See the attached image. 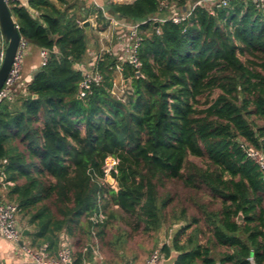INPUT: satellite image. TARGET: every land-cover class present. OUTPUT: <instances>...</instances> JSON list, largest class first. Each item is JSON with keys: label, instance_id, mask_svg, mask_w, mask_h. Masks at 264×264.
Returning a JSON list of instances; mask_svg holds the SVG:
<instances>
[{"label": "trees", "instance_id": "obj_1", "mask_svg": "<svg viewBox=\"0 0 264 264\" xmlns=\"http://www.w3.org/2000/svg\"><path fill=\"white\" fill-rule=\"evenodd\" d=\"M162 1L106 5L121 22L146 21L141 67L122 65L129 86L119 96L116 59L97 56L102 82L83 98L76 65L88 63V38L80 16L51 0L10 6L22 40L48 58L25 93L0 104L6 198L36 250L55 254L62 233L103 243L111 228L118 247L119 217L133 232L172 229L162 253L177 252L175 264H264V173L247 156L248 149L264 154V8L232 1L214 14L198 7L179 25L148 21ZM106 18L99 11L100 28ZM108 157L119 161L112 173L118 191L101 182ZM171 181L218 208L199 205L201 219L185 208L168 215L173 197L159 188ZM99 212L107 218L95 224L90 218ZM89 250L73 264H83Z\"/></svg>", "mask_w": 264, "mask_h": 264}, {"label": "crops", "instance_id": "obj_2", "mask_svg": "<svg viewBox=\"0 0 264 264\" xmlns=\"http://www.w3.org/2000/svg\"><path fill=\"white\" fill-rule=\"evenodd\" d=\"M29 0H19L17 3L19 6L28 8ZM135 0H65L64 3L58 0H51V2L61 10L67 8L70 16L77 14L80 16V20L83 22L89 21L91 28L97 30L98 14L99 11H103L106 20H109L110 24L106 28H100L97 30L96 39H90L88 41V54L86 56V62L91 63L93 59L101 57L103 54H112L116 57V63L121 67L124 64L126 57L122 55L121 46L123 45L122 40H125V32L123 28L113 24L110 20L115 19L108 16L105 12V7L108 3H133ZM32 16L36 18L38 15L34 11L30 10ZM81 23V24H82ZM88 37V36H87ZM6 44L0 33V56L2 51L5 50ZM111 55V56H112ZM89 65H87L88 67ZM41 68V54L40 50L29 45L28 53L25 58L22 79L15 88V97L18 94L25 93L27 85L32 81L34 75ZM85 69V68H84ZM122 73V72H119ZM118 73L115 74V90L118 88L117 79ZM123 79V76L120 77ZM124 81V82H123ZM123 85L127 87L129 82L122 80ZM2 192L5 193L2 194ZM0 197H6L5 187L0 182ZM4 202L3 200H1ZM116 213H119L117 207L114 208ZM18 216V215H17ZM119 218V217H118ZM117 218L114 225H120L122 240L118 247H115V235L116 230H107L108 238L105 242H100L97 238H88L85 234L81 237L73 238L71 245L73 248L74 255L77 252H86L89 250V256L85 259L83 264H146L149 254L153 248L157 246H163L167 240L170 239L169 235L172 229H169L166 225H163L157 232L145 234L141 231L133 232L130 228H125L123 223ZM18 221V219H17ZM19 227L24 230H28V235L31 232L26 225H22L18 221ZM23 236L19 243L10 242L4 239L0 235V264H33L32 259L25 254L23 247H32L30 238ZM22 243V244H21ZM38 250V249H37ZM49 254H54L50 253ZM74 262V261H73Z\"/></svg>", "mask_w": 264, "mask_h": 264}, {"label": "built area", "instance_id": "obj_3", "mask_svg": "<svg viewBox=\"0 0 264 264\" xmlns=\"http://www.w3.org/2000/svg\"><path fill=\"white\" fill-rule=\"evenodd\" d=\"M232 1H247V0H194L188 6H182L179 4V0H163L160 3V12L158 15H154L149 18L148 21L155 23H164L171 21L174 24H181L188 20L193 11L198 8L206 9L210 14H214L216 9H221L227 7ZM5 2L11 6L19 2V0H5ZM258 8H264V0H253ZM165 11V13H164ZM113 24H116L123 28L125 32V40H122L123 45L121 46L122 55L126 57L124 63L131 64L135 69L139 70L141 67V62L139 60L138 51L143 41V32L140 29V25L146 23H129L121 22L119 20L111 19ZM159 33V30L157 31ZM29 45L21 40L18 52L16 54L15 61L11 67L9 75L5 81L4 87L0 92V104L5 101H12L15 98V88L17 84L22 79L24 62L26 55L28 53ZM5 50L2 51L0 56V64L3 61ZM41 67L47 62L48 53L46 50H41ZM112 55V54H111ZM115 59L117 56L112 55ZM96 58L93 59L89 65L78 66V69H82L83 80L79 87V96L81 98L85 97L90 91L93 85H99L102 82V75L98 70V65L95 62ZM85 68V69H84ZM122 72L120 66H116V71ZM124 92V91H123ZM247 156L253 160L264 173V154L259 151L247 150ZM118 160L114 157H108L103 165L104 177L101 179L102 183L108 184L112 189L118 191V184L114 179L113 183H109V178L113 177L112 173L116 171V166L118 165ZM114 178V177H113ZM18 207L14 203L10 202H0V235L10 241L19 243L22 238V229L19 227L17 221ZM106 215L103 212H99L90 218L95 224L103 223L106 220ZM61 243L59 245L58 251L55 254H49L47 251V246H43L39 250H34L29 247H23L25 254H27L31 259L33 264H73L74 252L71 245V240L65 233L60 235ZM166 259L162 249H154L146 264H162ZM252 262V259L250 258ZM4 264V263H1Z\"/></svg>", "mask_w": 264, "mask_h": 264}, {"label": "rangeland", "instance_id": "obj_4", "mask_svg": "<svg viewBox=\"0 0 264 264\" xmlns=\"http://www.w3.org/2000/svg\"><path fill=\"white\" fill-rule=\"evenodd\" d=\"M97 30H100V26H98ZM97 30H95V29L93 30L91 28V23H90V28L88 30H86V34L88 36L87 37L88 41L90 39H93V40L96 39V35H97L96 31ZM116 73H118V77H116L117 83H118V88L115 90V93L117 95H119V96H122V95H124L123 91H125L128 88L129 84H127V87H125L123 85L124 81L122 82V80H124V78L123 79L120 78V77H122V73H119L118 70L115 72V74ZM195 162L199 163L198 161H195ZM2 194L5 195L4 192H2ZM159 194L162 195V196L165 195V194H170L173 197V203L171 204V206L166 211V213L168 215H171L173 210H178L179 211L180 209L185 208L186 211H187V216L189 218L196 217V218H200L201 219L202 218V213L200 211L199 205L205 204L210 209L218 208L217 205L216 206H211L210 205L211 200L208 197H203L200 194H196L195 192L188 191L187 189L184 188V185L181 182H178V181L167 182L165 187L159 188ZM0 198L4 202H10L6 197H0ZM17 219L22 225H24V226L26 225L25 220L22 218V216L20 214H18ZM187 223L181 222L178 225H187ZM200 225H204V223L202 222ZM123 226L125 228H128L124 223H123ZM111 231H113L112 228H111ZM167 241L169 242L170 239H168ZM157 248L162 249V246H157V247L153 248V250L157 249Z\"/></svg>", "mask_w": 264, "mask_h": 264}, {"label": "water", "instance_id": "obj_5", "mask_svg": "<svg viewBox=\"0 0 264 264\" xmlns=\"http://www.w3.org/2000/svg\"><path fill=\"white\" fill-rule=\"evenodd\" d=\"M82 26L85 30L90 28V22L85 21L82 23ZM0 33L6 44L5 53L2 63L0 64V92L4 87L5 81L9 75L11 67L15 61L16 54L18 52L19 46L21 44V34L19 28L12 16L10 6L5 2V0H0ZM78 68V66H76ZM141 73L137 72V76H140ZM3 181V178L0 177V182ZM114 178H109V183H113ZM242 220V216L239 215L238 221ZM28 230H24L23 236L28 235ZM22 244V243H21ZM178 253L172 251L169 258L164 259L162 264H175Z\"/></svg>", "mask_w": 264, "mask_h": 264}]
</instances>
